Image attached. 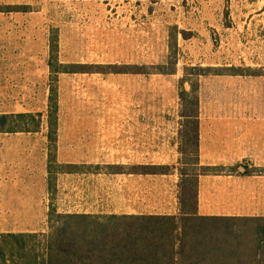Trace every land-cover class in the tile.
Returning <instances> with one entry per match:
<instances>
[{
    "label": "rangeland",
    "instance_id": "1",
    "mask_svg": "<svg viewBox=\"0 0 264 264\" xmlns=\"http://www.w3.org/2000/svg\"><path fill=\"white\" fill-rule=\"evenodd\" d=\"M0 10V113L46 116L55 33L61 63L109 66L92 69L101 73L60 75L61 116L179 118L184 76L198 82V116L264 115V0H0ZM181 29L193 36L183 39ZM170 32H177L178 62L174 74L164 75L155 66L166 61ZM126 65L132 67L126 72L114 67ZM135 65H145L149 74L134 73ZM231 65L259 74H214ZM194 66L213 69L196 76L188 70ZM184 88L190 90L188 82ZM183 134L182 162H190L192 145ZM178 192L180 197V183Z\"/></svg>",
    "mask_w": 264,
    "mask_h": 264
},
{
    "label": "crops",
    "instance_id": "2",
    "mask_svg": "<svg viewBox=\"0 0 264 264\" xmlns=\"http://www.w3.org/2000/svg\"><path fill=\"white\" fill-rule=\"evenodd\" d=\"M93 73L101 71L58 73L54 148L47 115L37 129L0 131V233H44L50 208L95 217L179 213L186 118L61 116L60 75ZM18 113L32 112L0 114ZM196 124L198 167L206 168L197 178L198 214L264 218V115L198 116ZM50 152L56 164L80 167L53 170L51 187Z\"/></svg>",
    "mask_w": 264,
    "mask_h": 264
},
{
    "label": "trees",
    "instance_id": "3",
    "mask_svg": "<svg viewBox=\"0 0 264 264\" xmlns=\"http://www.w3.org/2000/svg\"><path fill=\"white\" fill-rule=\"evenodd\" d=\"M156 2L158 0H150ZM7 9L28 10L29 6H8ZM174 30L176 28H173ZM183 39L193 33L177 31ZM176 32V33H177ZM176 33L169 34V53L166 61L155 66L158 73L174 74L178 62ZM58 37L49 39L48 67L50 86L47 109L48 139L55 147L57 133L58 90L60 72L91 71L109 66L61 63L58 60ZM117 72L132 67L114 66ZM134 73L149 74L145 65H135ZM137 69V70H136ZM213 67L194 66L190 74L207 75ZM125 70V71H123ZM216 74L258 75L259 71L246 65L214 68ZM187 73V72H186ZM187 75V74H186ZM188 82L190 90L184 88ZM198 82L185 76L179 81V97L183 103L181 116L189 118L185 126L191 131L182 132L192 145L190 162L179 168L180 210L177 215H109L95 217L85 214L57 213L50 208L48 234L0 233V264H264V218L205 216L197 211V124ZM40 113L0 114V131H29L39 127ZM183 152V151H182ZM188 157V158H189ZM80 167L73 164H56L49 155V187L53 186V170L73 172ZM150 172L168 171V166H149ZM206 170V168H202ZM43 237L38 244L33 240Z\"/></svg>",
    "mask_w": 264,
    "mask_h": 264
}]
</instances>
